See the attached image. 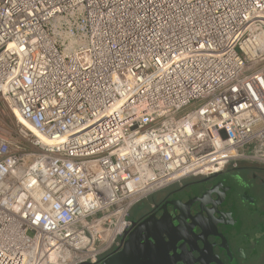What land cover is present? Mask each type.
I'll list each match as a JSON object with an SVG mask.
<instances>
[{
  "label": "built area",
  "instance_id": "built-area-1",
  "mask_svg": "<svg viewBox=\"0 0 264 264\" xmlns=\"http://www.w3.org/2000/svg\"><path fill=\"white\" fill-rule=\"evenodd\" d=\"M263 61L264 0H0V264H94L154 193L264 167Z\"/></svg>",
  "mask_w": 264,
  "mask_h": 264
},
{
  "label": "flooded vegetation",
  "instance_id": "flooded-vegetation-1",
  "mask_svg": "<svg viewBox=\"0 0 264 264\" xmlns=\"http://www.w3.org/2000/svg\"><path fill=\"white\" fill-rule=\"evenodd\" d=\"M241 167L252 177L224 176V169L165 191L140 216L131 215L133 253H118L122 242L94 264H264V178L256 181L264 167ZM217 182L216 193L206 196Z\"/></svg>",
  "mask_w": 264,
  "mask_h": 264
},
{
  "label": "rangeland",
  "instance_id": "rangeland-1",
  "mask_svg": "<svg viewBox=\"0 0 264 264\" xmlns=\"http://www.w3.org/2000/svg\"><path fill=\"white\" fill-rule=\"evenodd\" d=\"M261 63V62H260ZM264 63V61L262 62ZM4 123L6 126H8L11 130L15 129V118L13 116L12 111H10L8 109V107L3 108V111H0V124ZM221 175L224 176H231V177H242L244 175H247L249 177H252V175L250 173H247L246 168L241 167V168H237L234 169L231 166H228V168L222 172ZM261 178V179H260ZM262 178H264V171L262 170H257V178L256 181L261 182ZM201 177L195 176V177H191L189 179L184 180V185H192L197 183L198 181L200 182ZM253 179V178H251ZM254 180V179H253ZM256 187V186H253ZM175 188H181V185L179 184H174L171 185L167 188H165L164 190L158 191L156 193H154L153 195H151L148 199H145V201L138 203L136 206H134V208L132 209V217H138L140 216L143 212L146 211V209L150 206V204L152 203V201L159 199L165 191L170 190V189H175Z\"/></svg>",
  "mask_w": 264,
  "mask_h": 264
},
{
  "label": "water",
  "instance_id": "water-1",
  "mask_svg": "<svg viewBox=\"0 0 264 264\" xmlns=\"http://www.w3.org/2000/svg\"><path fill=\"white\" fill-rule=\"evenodd\" d=\"M214 176H216V175H214ZM225 181V180H224ZM221 182V181H220ZM222 183V182H221ZM220 183V184H221ZM218 188V182L216 183V184H214V186L212 187V188H210V189H207L206 191H205V195L206 196H208V197H211V193H216V191H215V189H217ZM204 195V196H205ZM190 196V195H189ZM197 196H198V194H197ZM190 200L188 201V202H191V198H189ZM196 199V201H199V199H197V198H195ZM136 223V222H135ZM145 223V222H144ZM125 238L123 239V247H122V249L118 252V253H120V254H123V255H128V254H131V253H133L132 251H133V247H132V243H133V241H132V237L130 236V235H128L127 236V234L124 236ZM116 264V263H115Z\"/></svg>",
  "mask_w": 264,
  "mask_h": 264
},
{
  "label": "bare ground",
  "instance_id": "bare-ground-1",
  "mask_svg": "<svg viewBox=\"0 0 264 264\" xmlns=\"http://www.w3.org/2000/svg\"><path fill=\"white\" fill-rule=\"evenodd\" d=\"M17 115L19 117L20 122H22V124L26 125L28 128H31L30 125L27 122H25L18 113H17ZM43 140L46 141L44 138H43ZM24 264H27V260L25 261ZM42 264H44V263H42Z\"/></svg>",
  "mask_w": 264,
  "mask_h": 264
}]
</instances>
